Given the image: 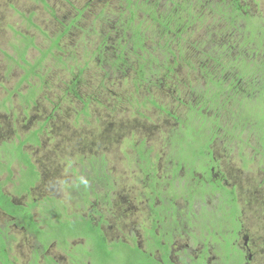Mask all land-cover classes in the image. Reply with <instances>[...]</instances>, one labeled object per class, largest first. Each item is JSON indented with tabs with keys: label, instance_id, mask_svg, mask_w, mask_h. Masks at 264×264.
<instances>
[{
	"label": "rangeland",
	"instance_id": "374dc122",
	"mask_svg": "<svg viewBox=\"0 0 264 264\" xmlns=\"http://www.w3.org/2000/svg\"><path fill=\"white\" fill-rule=\"evenodd\" d=\"M181 1L194 16L181 22L185 29L176 27L171 12L179 14ZM230 1L0 0V184L16 208L14 217L0 211V264H144L127 247L131 235L142 245L138 227L153 218L148 203L156 192L163 204L168 196L175 200L176 215L188 211L185 222L191 219L199 241L211 239L210 262L218 255L234 262L236 253L217 240L221 224L237 231L239 219L234 243L244 264H264V134L253 133L256 120L264 129V98L260 105L250 96L255 111L248 127L210 143V159L199 155L197 129L178 127L193 116L188 105L211 84L218 89L210 77L224 80L240 71L238 65L221 74L239 55L243 31L251 43L240 52L256 63L264 59V0H239L248 15L235 18L239 29L226 16ZM162 14L173 22L168 27ZM202 114L210 118L211 110ZM26 141L22 152L37 173L28 189L20 183L26 168L7 161ZM101 168L109 192L97 179ZM211 168L220 185L234 189L241 217L236 205L219 199ZM175 169L182 186L172 190ZM84 190L92 204L82 203ZM37 200L38 206L26 207ZM92 210L107 221L101 229L109 243L130 245L86 240L90 252L83 240H69L71 216ZM201 219L209 222L206 229ZM176 242L202 247L183 237Z\"/></svg>",
	"mask_w": 264,
	"mask_h": 264
},
{
	"label": "trees",
	"instance_id": "16d2710c",
	"mask_svg": "<svg viewBox=\"0 0 264 264\" xmlns=\"http://www.w3.org/2000/svg\"><path fill=\"white\" fill-rule=\"evenodd\" d=\"M236 1L237 0H231V2L229 3V6L232 8V10L229 13L227 12L226 16L229 18L230 21L233 20L234 16L238 17L239 13L241 12V8ZM180 3L184 4V6L179 10V14H178V11L172 12V13L175 14L174 23L176 24V27H182L183 29H185L186 25H182L181 22L194 19V16L190 12V10L188 8V3L186 1H181ZM184 13H186L188 16L186 19L183 15ZM164 18L167 20L165 23V25L167 27L169 24L173 23V22H169L168 17L164 16ZM234 27H237L238 29L240 28V26L239 27L234 26ZM243 27H245V25H243ZM177 32H178V28H177ZM178 35H179V33H177V35H176L177 39L179 38ZM135 38H136V36L134 34V39ZM167 38H168V40L171 38L173 39V37H169V36ZM244 38H245V34L242 36V41L239 43V46H238V48H240L238 50L239 55L236 56L233 63H231V62L228 63V66H226V68L224 66H223L224 68H222V66H221V68H222L221 74L226 72V70L228 71V69L233 70V69H235V67H237V69H238V65L241 66L240 71L235 76H233L232 78H226L225 77L224 80L221 77H219V78L210 77L212 79V81L209 79L210 80L209 84H211L213 82L218 83V85H217L218 89L214 90V87H215L214 83H213V85L211 84V87L207 88V92L204 93L201 96V98H199V97L197 98L195 106L188 105L189 106L188 116L193 115L192 118L188 119V117H187V119L179 121V123H178V125L180 123H182L183 125L187 124V126L191 127L193 130L195 128L197 129L195 131V135L199 133L200 134L199 139L202 140L201 142H199V147H198L199 148V150H198L199 155L202 157L203 156L208 157V159L211 158L210 157V151L208 149L210 143H212L218 137H220L219 139H224L228 134L234 133V132L237 133V135L239 136L240 134L238 133V130H240V129L244 130L248 127V122L251 119V115L254 114L253 112L255 111V108L253 106L254 102L253 101H252V103L250 102L251 101L250 96H252V99L254 101L258 99L257 102L260 105H261V102H260L261 97L264 98V59L261 60L259 63H256V62L250 61V56H249V58H247V56L245 57V55L240 52L241 49L246 44L251 43V41H247ZM247 39H248V37H247ZM139 42L141 45V40ZM241 43L243 45L240 46ZM167 44H168V42L166 43V45ZM249 49H251V48L249 47ZM249 51L253 52L252 49ZM211 60L213 62H215V59H211ZM259 65H260V67H259ZM248 68L251 70H249ZM259 74H261V75H259ZM225 81H228L229 83L227 85H225L226 84ZM245 87H246V89H245ZM213 90H214V92H213ZM243 101L246 102V106H247L246 108L241 107ZM205 108L211 110V117L210 118H206L202 114V111ZM255 114H256V112H255ZM261 124H262V121L256 120L255 126L253 128L254 135L264 134V129H261V127H260V126H262ZM182 126L179 125L178 127L182 128ZM179 128L176 130L177 133H180ZM260 131H262L263 133H261ZM171 134L174 136V134H176V132L172 131ZM173 142H174L173 140L170 141L171 145ZM24 144H25V142H20L19 145H17V151H18L17 156L15 158H10L7 161L9 163H12V160L17 161L27 168L28 174H29L27 177L28 182L25 184V188H27V187L31 186L37 180L36 179L37 173L35 172V169L32 166V164L29 162L27 155L24 152H22V146ZM226 144L227 145L230 144V141L227 140ZM172 148H173V146H172ZM205 152H208L209 154L208 153L205 154ZM99 163H100V166H104L102 160H99ZM148 166H150V165H148ZM176 166H177L176 167L177 169L181 168V166L178 165V163L176 164ZM7 167H6V169H7ZM177 169H175L174 179H172V182L177 181V180H175L176 179V172L178 171ZM98 173H100V175H102V177H100V178L98 177L97 179L101 182L102 181L105 182L104 188L109 192L111 190V185H110V179L107 177L108 175H106L103 172L102 168L99 169ZM146 173H143V174H146ZM147 178L149 180V176ZM153 180H154V178L152 179V181ZM77 183H80V181H77ZM215 184H216L215 189H217L215 191L219 192L218 188H217L218 183H215ZM79 186L84 187L81 184H79ZM150 186L153 187V184H151ZM1 187H2V185L0 184V198L2 199V202L0 201V210L8 216L14 217V213H15L16 208H12V207H14L15 205L13 203H11L9 197H7L6 195H4L1 192V190H2ZM83 196H84V199L82 198V203L88 204V201H87L88 196H87V193L85 190L83 192ZM51 198H53V197H51ZM39 203H40V201H34L31 203H28L27 208L32 207V206H33L32 208H34V207L38 206ZM71 217L74 218V219H71L73 221L66 223V228H68V233H69L67 237L69 239L76 238L77 236H80V237H83L84 239L88 240L91 245H93V243H96V241H98V240H100L102 243H104L106 247H108V245H110V244L106 243L104 236L102 234V231L99 228L100 224L105 223V221H103L101 219L97 225H93L91 219H82L81 214H76V215H73ZM120 246H124V245L120 244ZM127 249H129L132 252V254H135L138 252V250L130 249L129 247H127ZM138 256L142 257L143 263L146 264L145 260H148V258L146 256H144L143 254H138ZM152 264H157V263L152 260Z\"/></svg>",
	"mask_w": 264,
	"mask_h": 264
},
{
	"label": "flooded vegetation",
	"instance_id": "af4514ba",
	"mask_svg": "<svg viewBox=\"0 0 264 264\" xmlns=\"http://www.w3.org/2000/svg\"><path fill=\"white\" fill-rule=\"evenodd\" d=\"M236 2L240 6L239 0H237ZM229 3L226 4V13L227 12L229 13L232 10V8L229 6ZM240 8H241V12L245 16H248V15H246V12H245L246 8H243L241 6H240ZM171 12H174V11H171ZM235 18L236 17L234 16L233 20L230 22L231 25H233V27L235 26ZM244 34H245V32H244ZM213 170H214V168H211L209 170V172L211 173V180H212V182L218 183V185H217L218 187H221V189H220L221 197L219 199L225 198V199H227L228 202H230L229 204L236 205L238 207L239 214L241 217V210H240L239 206L237 205V201H236L237 195L236 196L234 195V189H226L224 186L220 185L219 184L220 181L218 180V178L214 177V175H213V173H214ZM28 175H29L28 170L26 169V171L23 175L22 181H20V183L25 182V184H26L28 182V180H27ZM201 175H203V174H201ZM172 179H174V176H172V178L169 180L171 182V184L177 183L176 185H173L172 190H174L176 187L180 189L182 184H180V185L178 184L179 180L172 182ZM201 180H202V177H201ZM215 183H213V184H215ZM174 186H175V188H174ZM152 189H153L152 191H154V186L152 187ZM227 190L230 191L231 193L227 192ZM221 191H222V194H221ZM156 193H154L152 196H149L150 203H148V208H149V211L152 214L153 218L152 219H146L147 226L138 227L141 230L140 233H142L141 234L142 245L140 246L138 244V238L135 235H131V238H130L131 239L130 240L131 245L128 244L127 242H123L121 240L113 241L111 243L122 242L123 244H127V245L132 246L131 247L132 249L138 250V252H137L138 254H143L144 256H146L148 258V260H145V262L148 264H152V260L154 262H156L157 264H244V263L248 262L247 258L244 257L243 251H241L238 247H236V245L234 243L237 240L238 233L240 232V229H241V223H240L239 219L235 220V222L239 225L237 231H233L231 228H228L227 222H224L223 225L221 224L222 229L224 228V234L221 237H219L220 239L217 240L218 245L220 244V241H223V243L226 244V246L228 247V250H231L233 253H236L235 254L236 259L234 260V262H232V263L224 262V260L231 259L232 256L225 257V258L223 257V261H221L219 259L222 256H219V255L218 256L216 255L218 260H215L214 262H210L211 251L209 248V244H210L209 240H211V239L209 237H205V238L202 237V239H203L202 242L199 241V238L197 239L196 234L190 230L194 226V224L191 222V219H189L190 222H188V221L185 222V220L188 218L185 219L184 215H186V213L188 211L185 212V214L178 213V215H176V208H174V205H173L175 200L172 201L171 199H173V198L168 196L167 198H169V199H166L165 203L163 204L162 195L161 196H158V195L155 196ZM177 196H175V197H177ZM156 198L158 200H160V206H158V207L155 206V202H154L155 201L154 199H156ZM203 199H204V197L202 198V200ZM194 202H195V200H193V198L191 201H187L186 204H187L188 210L192 209V207H193L192 205ZM92 203L93 202H88V204H92ZM167 203H170L172 205V208L169 209L167 206H165V205H167ZM155 208H158V210L155 211L156 214L152 213ZM65 209L66 208L63 207L62 211H65ZM93 214H96V215H93ZM176 216L180 217L181 219H179L178 217L176 219ZM95 217L98 220L94 222L93 219H95ZM101 217H102V215H98L97 210H92V212H89L85 216L81 215L82 219H91L93 225H97L101 219L104 221V218H101ZM183 217H184V219H183ZM207 217L211 218L210 216H207ZM111 218H114V217H111ZM119 218L120 217H118V219ZM69 220L73 221L71 219H69ZM200 222H201L204 229H206V227H208V223H209L208 221H204L203 219H201ZM106 224H107V221H105V225ZM101 227H102V224H100L99 228L101 229ZM101 231H102V229H101ZM102 234L104 236L106 243L111 244V243H109L110 242L109 239L106 238V236L104 235L103 231H102ZM220 234H222V233L220 232ZM182 237L185 239H191L194 246L200 244L202 246L201 249L200 250L195 249L194 247L191 249L190 244H185V245L177 244L176 239H181ZM74 239L75 240H83L85 242V246L89 247L86 243V239H84L83 237L77 236L76 238H71L69 240H74ZM242 243L245 245V242H242ZM219 247H220V245H219ZM86 250L91 252V248L90 249L86 248ZM189 250L192 253H189ZM174 256L176 257L177 262H175L173 260ZM137 257H138V259L143 261L142 257H140L138 255H137Z\"/></svg>",
	"mask_w": 264,
	"mask_h": 264
},
{
	"label": "crops",
	"instance_id": "0c3cea01",
	"mask_svg": "<svg viewBox=\"0 0 264 264\" xmlns=\"http://www.w3.org/2000/svg\"><path fill=\"white\" fill-rule=\"evenodd\" d=\"M48 198H51V196H49ZM37 201H40V200H37ZM12 202V201H11ZM27 207V206H26ZM1 211V210H0ZM2 212V211H1ZM8 217V216H7ZM11 219V218H10Z\"/></svg>",
	"mask_w": 264,
	"mask_h": 264
},
{
	"label": "clouds",
	"instance_id": "9594fccd",
	"mask_svg": "<svg viewBox=\"0 0 264 264\" xmlns=\"http://www.w3.org/2000/svg\"><path fill=\"white\" fill-rule=\"evenodd\" d=\"M27 143V141L25 142V144ZM17 146V145H16ZM24 166V165H23ZM25 167V166H24ZM26 168V167H25ZM27 169V168H26Z\"/></svg>",
	"mask_w": 264,
	"mask_h": 264
}]
</instances>
